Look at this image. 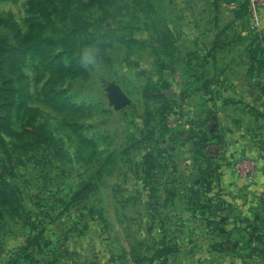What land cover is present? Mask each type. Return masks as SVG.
<instances>
[{
	"label": "rangeland",
	"instance_id": "374dc122",
	"mask_svg": "<svg viewBox=\"0 0 264 264\" xmlns=\"http://www.w3.org/2000/svg\"><path fill=\"white\" fill-rule=\"evenodd\" d=\"M29 7L0 0L1 18L21 34L33 18L53 46L46 62L28 52L20 79L3 71L14 133L0 131L8 153L0 148V264H182L209 238L208 217L238 213L246 202L250 214L264 215L249 204L254 180H241L230 202H213L234 126L258 111L221 88L238 78L264 91V29L250 28L246 6L74 0L87 25L72 48ZM44 8L54 25L71 26L57 6ZM0 37L15 43L1 24ZM86 46L100 51L103 74L78 64ZM113 85L129 99L118 110L109 102ZM244 133L259 153L264 137Z\"/></svg>",
	"mask_w": 264,
	"mask_h": 264
},
{
	"label": "crops",
	"instance_id": "0c3cea01",
	"mask_svg": "<svg viewBox=\"0 0 264 264\" xmlns=\"http://www.w3.org/2000/svg\"><path fill=\"white\" fill-rule=\"evenodd\" d=\"M261 27L264 29V3L262 6ZM232 72H229L227 76L237 74ZM244 73H246L244 70L238 72L239 76ZM241 81L238 78L234 81L231 80L227 87L223 86L221 89L232 94V97L242 100L245 104H249L252 109L258 110L257 116L251 118L252 120L249 123H236L234 131L238 130L239 134L234 135L233 140L231 138L228 147H224L226 155L223 158L224 165H221V167L225 166L226 178L224 183H218L217 188L220 187L222 192L218 196L219 199L213 201L216 205L230 202L232 199L230 198V191L234 190L237 185L240 186L241 180H248L244 170H238L235 163L239 159H235L234 164L232 161L235 154L246 153V155L254 156L258 153V150L254 152L253 146L247 142L249 135L246 136L244 131L252 129V131L261 133L264 137V91L256 92L257 90L252 88L253 92H250L249 88L243 86ZM208 91L210 92V88ZM243 114L248 116L246 111ZM216 148L218 150L215 151L219 153L222 151L220 147L216 146ZM218 152L214 154L215 159L221 157ZM253 180L255 185L252 188L257 190V197L249 204L250 206L251 204L256 205V207L259 206L261 212H264V166L259 165L256 168L255 177L248 181ZM242 208L243 210L238 213L215 214L205 219L208 222L207 224L210 223L209 228H212L208 231L209 238L200 241L196 246L197 248L194 249L195 257L191 261H183L182 264H264V215L258 212L250 214V210H246L248 208L247 202L246 205L242 204ZM212 221L218 222L219 227L214 226ZM201 253H205L202 258L198 256Z\"/></svg>",
	"mask_w": 264,
	"mask_h": 264
},
{
	"label": "trees",
	"instance_id": "16d2710c",
	"mask_svg": "<svg viewBox=\"0 0 264 264\" xmlns=\"http://www.w3.org/2000/svg\"><path fill=\"white\" fill-rule=\"evenodd\" d=\"M74 0H28L29 11L32 14L38 13L44 19L49 26V32L54 35H60L69 47H74L75 42L73 36L80 33H84L86 30V22H84L72 9L71 3ZM46 4L57 6L64 17L70 18L71 26L62 25L57 27L49 21L47 17ZM240 6H246L245 3H239ZM29 30L25 34H21L16 27V23L11 19H4L0 17V24L10 27L14 33L15 43L10 44L6 42L4 37H0V131L11 133L9 110L12 100L9 98L10 88L7 86L8 79L3 76V71H7L12 75L21 78L20 67L28 52H33L43 62H46L48 52L52 51V42L49 38L41 35V30L37 27V23L32 18L30 22ZM41 29L42 25L39 26ZM56 56H53L49 67L55 69L59 67L56 64ZM264 66V65H262ZM14 133V132H12ZM0 148L4 154L7 153V149L3 142L0 140ZM2 193L0 192V199Z\"/></svg>",
	"mask_w": 264,
	"mask_h": 264
},
{
	"label": "built area",
	"instance_id": "2783aa9c",
	"mask_svg": "<svg viewBox=\"0 0 264 264\" xmlns=\"http://www.w3.org/2000/svg\"><path fill=\"white\" fill-rule=\"evenodd\" d=\"M238 3L246 4L250 28L255 31H260L264 0H238ZM259 165L264 166V148L260 150L258 155L248 159H241L237 162L238 170H244L248 180H252L255 177V171Z\"/></svg>",
	"mask_w": 264,
	"mask_h": 264
},
{
	"label": "clouds",
	"instance_id": "9594fccd",
	"mask_svg": "<svg viewBox=\"0 0 264 264\" xmlns=\"http://www.w3.org/2000/svg\"><path fill=\"white\" fill-rule=\"evenodd\" d=\"M77 62L80 67L96 75H101L105 71L103 56L98 49L91 46H86L79 50Z\"/></svg>",
	"mask_w": 264,
	"mask_h": 264
},
{
	"label": "water",
	"instance_id": "95a60500",
	"mask_svg": "<svg viewBox=\"0 0 264 264\" xmlns=\"http://www.w3.org/2000/svg\"><path fill=\"white\" fill-rule=\"evenodd\" d=\"M109 102L118 110L127 105L129 99L118 86L113 85L109 93Z\"/></svg>",
	"mask_w": 264,
	"mask_h": 264
}]
</instances>
